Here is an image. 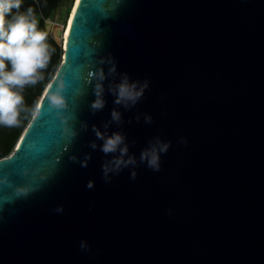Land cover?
Masks as SVG:
<instances>
[{"label": "water", "instance_id": "1", "mask_svg": "<svg viewBox=\"0 0 264 264\" xmlns=\"http://www.w3.org/2000/svg\"><path fill=\"white\" fill-rule=\"evenodd\" d=\"M63 51L49 91L65 84L67 124L43 93L0 158V264H264V0H80ZM108 57L93 112L88 73ZM124 73L149 82L129 108L108 91ZM94 127L136 164L106 180L119 153ZM157 138L171 144L158 172L140 161Z\"/></svg>", "mask_w": 264, "mask_h": 264}, {"label": "clouds", "instance_id": "2", "mask_svg": "<svg viewBox=\"0 0 264 264\" xmlns=\"http://www.w3.org/2000/svg\"><path fill=\"white\" fill-rule=\"evenodd\" d=\"M23 0H0V127L14 128L21 125L20 115L22 112H29L33 120L41 113V104L37 103L31 109L25 107L24 97L22 92L26 86H34L44 80V71L47 69L54 49L47 43L48 33L41 31L38 28V21L35 16L34 9L29 7L24 12H20ZM16 9L15 15L9 20L8 17L12 14V10ZM69 17L67 18L68 22ZM63 47V45H62ZM100 65L108 64L107 73L104 68L100 67L95 72L88 73L87 83L94 84V95L96 99L90 105L93 112L100 111L105 106L104 101V82L110 76L117 74L116 64L111 57L107 59L101 58ZM10 66V67H9ZM52 83L46 86L44 96L47 98L48 105L51 109L56 110L57 118L62 125L67 124L64 117V110L67 108V103L64 95L65 84L61 81L55 91L52 89ZM149 87V82L144 80L130 81L127 73L120 75L119 83H110L108 91L115 97L114 103L122 105L125 108L135 106L143 97L144 92ZM112 120L119 123L121 120L120 113L113 111L111 113ZM145 123H152L151 116H145ZM139 120V117H137ZM86 127V125H85ZM108 125L105 124V128ZM65 134L74 139L77 133L70 131L67 126L63 128ZM93 131L96 133L97 139L103 141L100 146V151L105 155L119 153L118 157L106 161L102 165V171L106 180L109 178V173L118 174L122 168L129 165H135L134 157H124L128 153L127 146L124 144L125 137L114 132L112 135L100 132L95 127ZM180 143L186 144L187 141L181 138ZM124 145L123 147H121ZM170 142L164 143L157 138L155 143L150 144L148 148L141 152L140 161L146 163L148 168L153 171H160L161 154H166L170 148ZM91 147L96 149V143H92ZM75 160V157H72ZM85 161L81 163L82 167L87 166ZM131 179H136V173H131ZM0 184H7L11 187L7 178L0 179ZM93 185L89 182L88 187ZM29 189L20 187L16 189V196L27 195ZM57 212L63 211L62 208H57ZM81 247H86L82 242Z\"/></svg>", "mask_w": 264, "mask_h": 264}, {"label": "trees", "instance_id": "3", "mask_svg": "<svg viewBox=\"0 0 264 264\" xmlns=\"http://www.w3.org/2000/svg\"><path fill=\"white\" fill-rule=\"evenodd\" d=\"M74 1L75 0H23L19 11L24 12L29 7L34 9L39 30L48 33L47 43L52 49H54L48 67L44 71V80L40 81L34 86H26L22 92L25 107L29 109L34 107L39 102L40 97L43 95L46 89V86L50 83L56 71L58 70L64 53L62 45H60L51 35V25L46 19L56 18L58 10L64 6L65 12L67 14L65 19H67L72 11ZM16 12L17 10L13 9L12 14L6 18L10 20L12 15H15ZM20 119L21 125L19 127H0V158L9 156L14 151L18 140L20 139L26 127L30 124L32 117L29 112H22Z\"/></svg>", "mask_w": 264, "mask_h": 264}, {"label": "built area", "instance_id": "4", "mask_svg": "<svg viewBox=\"0 0 264 264\" xmlns=\"http://www.w3.org/2000/svg\"><path fill=\"white\" fill-rule=\"evenodd\" d=\"M48 23L51 25L50 33L55 38V40L60 44L63 45L64 42V29L67 24V19L64 21L54 19H46Z\"/></svg>", "mask_w": 264, "mask_h": 264}, {"label": "bare ground", "instance_id": "5", "mask_svg": "<svg viewBox=\"0 0 264 264\" xmlns=\"http://www.w3.org/2000/svg\"><path fill=\"white\" fill-rule=\"evenodd\" d=\"M79 1L80 0H76V3L73 5V8H72V11L70 13L68 22H67V24L65 26V29H64V36H65L64 41L66 39V42L68 41V38H69L71 25H72L73 18H74V15H75V11H76V8L78 6ZM66 45H67V43L65 44V47H66Z\"/></svg>", "mask_w": 264, "mask_h": 264}, {"label": "rangeland", "instance_id": "6", "mask_svg": "<svg viewBox=\"0 0 264 264\" xmlns=\"http://www.w3.org/2000/svg\"><path fill=\"white\" fill-rule=\"evenodd\" d=\"M66 12H65V6L64 7H61L57 14H56V18L57 20H60V21H64L65 20V16H66Z\"/></svg>", "mask_w": 264, "mask_h": 264}]
</instances>
